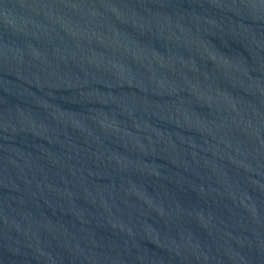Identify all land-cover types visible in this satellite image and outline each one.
<instances>
[{
	"label": "water",
	"instance_id": "water-1",
	"mask_svg": "<svg viewBox=\"0 0 264 264\" xmlns=\"http://www.w3.org/2000/svg\"><path fill=\"white\" fill-rule=\"evenodd\" d=\"M0 264H264V0H0Z\"/></svg>",
	"mask_w": 264,
	"mask_h": 264
}]
</instances>
